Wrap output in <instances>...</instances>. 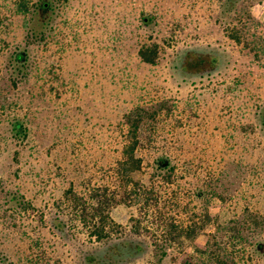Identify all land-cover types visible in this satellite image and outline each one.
Listing matches in <instances>:
<instances>
[{
  "label": "rangeland",
  "instance_id": "obj_1",
  "mask_svg": "<svg viewBox=\"0 0 264 264\" xmlns=\"http://www.w3.org/2000/svg\"><path fill=\"white\" fill-rule=\"evenodd\" d=\"M43 1L31 22L36 0H0V264H86L98 242L68 190L114 196L144 245L126 264H264V0ZM195 50L214 71L187 70Z\"/></svg>",
  "mask_w": 264,
  "mask_h": 264
},
{
  "label": "trees",
  "instance_id": "obj_2",
  "mask_svg": "<svg viewBox=\"0 0 264 264\" xmlns=\"http://www.w3.org/2000/svg\"><path fill=\"white\" fill-rule=\"evenodd\" d=\"M44 8V1L36 0L30 11L29 18L31 22L34 21V18L38 20ZM33 26L32 29L34 31H40ZM233 37L239 40V36L234 35ZM138 54L146 62H155L159 55L158 43L152 41L141 44L138 48ZM125 116L130 134L122 148L118 167L121 169L120 171L123 177H125L126 183H128L132 179L131 173L142 167V157L135 153L137 146L140 144L138 129L141 115H132L128 112ZM167 165L168 160L166 156L161 155L154 160V167L156 169H165ZM173 168L174 166L170 170L172 171ZM68 193L73 209L80 212L81 222L87 223L89 227V236L98 242L92 249L86 250L82 255V259L86 264H126L144 248L141 241L126 238L123 235L120 224L112 218L110 206L117 201L114 196H110L106 191L96 192L94 201L87 203L75 192L68 190ZM63 224L64 221L61 218L55 219L54 225L56 228L63 229ZM113 231L114 234H112Z\"/></svg>",
  "mask_w": 264,
  "mask_h": 264
},
{
  "label": "flooded vegetation",
  "instance_id": "obj_3",
  "mask_svg": "<svg viewBox=\"0 0 264 264\" xmlns=\"http://www.w3.org/2000/svg\"><path fill=\"white\" fill-rule=\"evenodd\" d=\"M47 5V2L44 1ZM19 56V55H18ZM182 64L189 68H194L198 75H207L215 70L218 63V56L208 50H195L192 53L186 52L181 58Z\"/></svg>",
  "mask_w": 264,
  "mask_h": 264
}]
</instances>
